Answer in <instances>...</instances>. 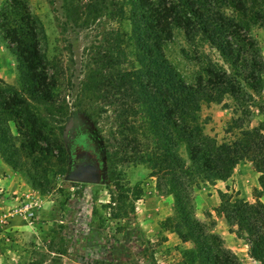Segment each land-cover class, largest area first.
<instances>
[{"label": "trees", "instance_id": "16d2710c", "mask_svg": "<svg viewBox=\"0 0 264 264\" xmlns=\"http://www.w3.org/2000/svg\"><path fill=\"white\" fill-rule=\"evenodd\" d=\"M63 9L75 25L99 20L84 88L111 110L113 163L147 165L158 189L174 196L180 219L174 231L195 246L188 264H242L221 236L195 216L194 186L199 180L226 181L238 163L248 160L260 174L264 192V122L245 126L253 108L263 110L258 101L264 99V55L253 30H264V0H63ZM123 21L129 30L110 26ZM0 29L4 46L16 58L21 84L18 89L0 79V144L12 136L3 117H12L23 136V151L37 170L51 162L54 149L60 158L67 155L62 140L49 135H56L52 112L58 92L57 79L48 70L46 32L29 0L5 1ZM177 30L198 51L199 68L191 81L165 53ZM226 97L236 107L229 131L238 129V134L219 143L205 133L200 112L203 105L220 104ZM182 148L187 159L179 153ZM9 149L3 147V156L15 165ZM219 195L217 213L236 227L250 256L264 264V203L233 200L222 191Z\"/></svg>", "mask_w": 264, "mask_h": 264}, {"label": "rangeland", "instance_id": "374dc122", "mask_svg": "<svg viewBox=\"0 0 264 264\" xmlns=\"http://www.w3.org/2000/svg\"><path fill=\"white\" fill-rule=\"evenodd\" d=\"M5 1H0V10ZM29 4L44 26L48 70L57 79L58 96L52 112L56 135L49 133L50 140L59 137L67 155L60 158L54 149L51 162L42 163L36 170L23 151V136L13 118L3 117L12 136L9 143L0 144V264H188V255L195 246L191 241L183 242L174 231L173 226L180 222L174 196L158 189V180L147 165L134 161L113 163L116 150L109 142L111 110L84 88L92 69L99 20L93 17L83 25L73 24L66 18L63 0H29ZM110 26L130 28L128 21ZM253 34L264 55V30L254 28ZM2 37L0 29V56L3 52L6 57H0V68L4 69L0 79L20 89L16 58L4 46ZM201 49L221 61L213 50ZM197 52L188 46L180 30L165 47L167 58L188 81L199 68ZM258 105L263 110L253 108L246 117V128L264 122V99ZM235 109L230 97L220 104L203 105L200 116L205 133L219 143L233 140L238 129L229 131V124L236 117ZM74 133L75 138L70 139ZM8 145L15 165L3 156V147ZM85 151L99 162L103 156L107 171L104 184L66 179L71 161ZM179 153L187 159L185 148ZM259 176L253 163L245 160L237 164L226 181L211 184L199 180L194 186L195 216L221 236L225 247L242 264L260 263L250 256L236 227L229 226L217 213L219 192L230 194L233 200L264 203ZM168 218L171 221L167 222Z\"/></svg>", "mask_w": 264, "mask_h": 264}, {"label": "water", "instance_id": "95a60500", "mask_svg": "<svg viewBox=\"0 0 264 264\" xmlns=\"http://www.w3.org/2000/svg\"><path fill=\"white\" fill-rule=\"evenodd\" d=\"M91 156L90 153H85L86 160L75 165L66 179L76 183L104 184L107 178L106 168H102Z\"/></svg>", "mask_w": 264, "mask_h": 264}, {"label": "flooded vegetation", "instance_id": "af4514ba", "mask_svg": "<svg viewBox=\"0 0 264 264\" xmlns=\"http://www.w3.org/2000/svg\"><path fill=\"white\" fill-rule=\"evenodd\" d=\"M74 131H75V128H72L71 132H74ZM75 135H76V133L71 134L70 139L75 138ZM97 148L99 149V146H98ZM85 153H90V154L92 155V156H91L92 159H95V160L98 162V164H99L102 168H106V164H105V161H104L103 156H102L101 159H100V162H101V164H100L99 160H97V158H96L95 156H93V154H92L91 152H87V151H85V152H83V153H79V154H77L76 159L71 161V170L75 167V165H77L78 163L83 162V161L86 160V159L84 158ZM100 155H102L101 152H100Z\"/></svg>", "mask_w": 264, "mask_h": 264}, {"label": "crops", "instance_id": "0c3cea01", "mask_svg": "<svg viewBox=\"0 0 264 264\" xmlns=\"http://www.w3.org/2000/svg\"><path fill=\"white\" fill-rule=\"evenodd\" d=\"M1 1V0H0ZM0 49H2V47H0ZM1 57V60L2 59H5L6 57H5V55L3 54V52H2V55L0 56ZM10 59V58H9ZM9 62V61H8ZM8 65H10V64H8ZM10 69H12L13 71H14V68L12 67V68H10ZM4 70V69H3ZM1 68H0V72H2L3 71ZM14 75V74H13ZM9 77H12V74L11 73H9Z\"/></svg>", "mask_w": 264, "mask_h": 264}]
</instances>
